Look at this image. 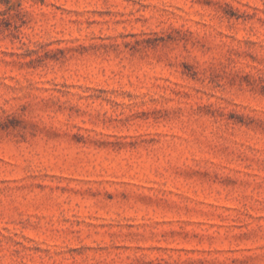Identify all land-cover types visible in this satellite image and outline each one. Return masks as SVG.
<instances>
[{
  "label": "rangeland",
  "instance_id": "obj_1",
  "mask_svg": "<svg viewBox=\"0 0 264 264\" xmlns=\"http://www.w3.org/2000/svg\"><path fill=\"white\" fill-rule=\"evenodd\" d=\"M0 264H264V0H0Z\"/></svg>",
  "mask_w": 264,
  "mask_h": 264
}]
</instances>
